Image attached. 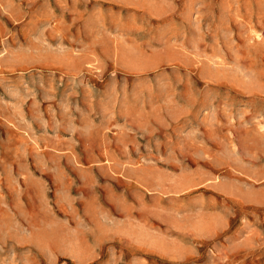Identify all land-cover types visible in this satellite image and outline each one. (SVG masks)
Returning <instances> with one entry per match:
<instances>
[{
  "label": "rangeland",
  "instance_id": "obj_1",
  "mask_svg": "<svg viewBox=\"0 0 264 264\" xmlns=\"http://www.w3.org/2000/svg\"><path fill=\"white\" fill-rule=\"evenodd\" d=\"M0 264H264V0H0Z\"/></svg>",
  "mask_w": 264,
  "mask_h": 264
}]
</instances>
